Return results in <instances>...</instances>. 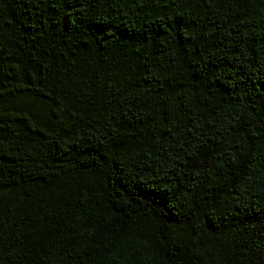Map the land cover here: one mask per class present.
Segmentation results:
<instances>
[{
  "label": "trees",
  "instance_id": "1",
  "mask_svg": "<svg viewBox=\"0 0 264 264\" xmlns=\"http://www.w3.org/2000/svg\"><path fill=\"white\" fill-rule=\"evenodd\" d=\"M0 264H264V0H0Z\"/></svg>",
  "mask_w": 264,
  "mask_h": 264
}]
</instances>
